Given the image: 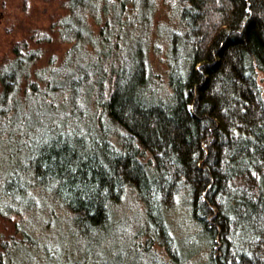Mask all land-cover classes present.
I'll use <instances>...</instances> for the list:
<instances>
[{"label":"trees","instance_id":"1","mask_svg":"<svg viewBox=\"0 0 264 264\" xmlns=\"http://www.w3.org/2000/svg\"><path fill=\"white\" fill-rule=\"evenodd\" d=\"M99 1L68 0L70 17L80 20ZM142 1L106 0V7L116 3L123 14L127 3ZM176 1L184 31L169 36L168 56L175 51L181 61L168 70L166 98L151 94L135 50L128 64L109 72L71 74L64 88L74 91L90 80L89 93L117 139L108 138L107 128L36 125L25 134L16 170L4 176L2 194L40 190L67 208L76 232L89 241L110 229L111 206L130 193L144 207L147 231L169 243L165 211L183 192L192 219L210 238L211 264H264V0ZM77 23L59 25L60 33L87 37ZM12 50L16 58L0 69V123L8 120L0 130L9 133L25 120L17 81L34 54L26 41ZM238 182L245 187L233 189ZM237 243L245 247L231 255Z\"/></svg>","mask_w":264,"mask_h":264},{"label":"rangeland","instance_id":"2","mask_svg":"<svg viewBox=\"0 0 264 264\" xmlns=\"http://www.w3.org/2000/svg\"><path fill=\"white\" fill-rule=\"evenodd\" d=\"M67 2L0 0V69L16 58L12 50L16 42L26 41L27 50L34 53L17 81V108L25 120L10 133L5 127L0 130V264H211L210 238L192 219L189 197L183 192L165 211L169 243L147 231L144 207L130 193L111 206L110 229L89 241L76 232L67 208L40 190L26 189L20 197L2 194L4 176L16 170L28 141L25 134L34 127L91 128L97 133L107 128L108 138L117 139V129L89 93L90 80L73 91L64 88L68 76L80 79L91 70L109 72L114 65L128 64L135 50L143 56L151 94L166 98V75L179 63L175 51L168 56L169 36L184 31L176 0L129 2L123 14H118L116 3L106 7V0H100L95 10L79 13L80 20L70 17ZM78 21L87 37H71L66 29L60 33L59 25L71 27ZM7 121L1 119L2 124ZM243 187L245 182L232 186ZM232 228L237 238L240 230ZM242 247L232 246L231 255Z\"/></svg>","mask_w":264,"mask_h":264}]
</instances>
